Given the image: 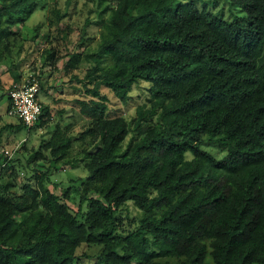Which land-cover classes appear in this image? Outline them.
Listing matches in <instances>:
<instances>
[{"label":"trees","instance_id":"trees-1","mask_svg":"<svg viewBox=\"0 0 264 264\" xmlns=\"http://www.w3.org/2000/svg\"><path fill=\"white\" fill-rule=\"evenodd\" d=\"M38 1L0 0V63L13 50V27ZM97 1L94 49H75L86 44L82 34L67 42L65 14L52 9L45 58L54 68L65 59L73 71L88 62L83 76L70 77L82 83L71 87L83 90L75 100L89 121L77 151L60 123L42 140L35 159L49 157L46 170L0 154L8 170L0 171V264H74L83 243L99 245L96 264H264V0H229L246 12L230 20L198 0ZM141 80L150 82V104L138 105L131 122L110 116L101 87L125 104ZM41 103L34 126L50 112ZM205 143L227 153L218 159ZM79 154L88 171L80 184L49 186L58 164L75 165ZM129 203L140 210L137 226L120 230Z\"/></svg>","mask_w":264,"mask_h":264},{"label":"rangeland","instance_id":"rangeland-1","mask_svg":"<svg viewBox=\"0 0 264 264\" xmlns=\"http://www.w3.org/2000/svg\"><path fill=\"white\" fill-rule=\"evenodd\" d=\"M44 3L46 6L42 7ZM198 4L201 7L206 4L209 11L229 20L246 14L242 7L233 5L229 0H198ZM54 8L65 14V17H62L61 20L71 29L67 42H70L72 37L76 38L80 34L85 35L86 44L81 47L77 45L76 50H82L84 47L94 49L97 46L102 29L100 24L95 22L98 20L97 0L38 1L34 13L23 24H15L13 27L18 35L13 42L12 52L10 54L7 52L5 61L0 63V94L6 92L13 81L25 80L33 74H39L42 76L44 84L48 81L46 86H50L49 91L41 88L39 93L41 99L45 100L42 102L50 106V112L45 113L43 117L44 125L42 124V126L37 124L32 129L24 126L18 127L21 120L7 113V99L0 100V154L9 150L10 153H6L9 158L13 156L20 157L25 164L27 158H31L28 163L29 168H37L38 170H46L50 165V159L49 157L35 159L36 151L43 139L50 138L58 123L68 127V132L75 136V150L77 151L83 145L82 140H78L79 133L87 126L89 121L88 116L80 112V105L75 100L77 97L84 95L83 90L80 89L79 91L76 87H71L72 85L80 87L82 83L70 77L73 72L83 76L81 69L86 68L89 65L88 62L82 61L80 68L73 71V69L66 70L64 68L65 59H61L58 62V67L54 68L51 61H46L45 58L44 50L50 46V42L45 36L47 26L52 24V28H55L57 24L56 12L52 10ZM91 9L94 11L90 12ZM106 13H109V11ZM88 17H90L91 22L86 24ZM149 85L150 82L144 80L134 83L130 91V98L125 104L108 87L102 86L101 90L109 96V115H124L131 122L136 115L138 105L142 103L150 104L147 90ZM132 135L133 132H130L123 143V148L127 146ZM204 148L213 152L218 159L227 153L226 148L220 143H205ZM78 156L79 161L75 165H66L61 168V163H59L60 168L51 174L52 182L48 181V185L52 187V183L55 181L62 188L71 185L78 186L81 180L88 175V171L84 166L86 158L82 154ZM1 161H4V158H1ZM17 169L19 170L17 179L22 182L25 170L21 169L19 165H17ZM0 171L7 172L8 170L0 167ZM69 203L76 207L78 202L71 201ZM139 214L140 210L129 203L128 209H123L118 213L120 230L134 229L137 226ZM99 251V245L81 244L77 249V259L74 264H96ZM159 260L161 264H177V260L172 257H162ZM205 264H213L212 258L208 257Z\"/></svg>","mask_w":264,"mask_h":264},{"label":"built area","instance_id":"built-area-1","mask_svg":"<svg viewBox=\"0 0 264 264\" xmlns=\"http://www.w3.org/2000/svg\"><path fill=\"white\" fill-rule=\"evenodd\" d=\"M40 90L39 79L33 74L22 82L13 83L7 91L10 100L8 114L22 119L27 128L36 124L42 112ZM6 153L10 151L6 150Z\"/></svg>","mask_w":264,"mask_h":264},{"label":"crops","instance_id":"crops-1","mask_svg":"<svg viewBox=\"0 0 264 264\" xmlns=\"http://www.w3.org/2000/svg\"><path fill=\"white\" fill-rule=\"evenodd\" d=\"M40 99H41V97H40ZM41 101H45L44 99H41Z\"/></svg>","mask_w":264,"mask_h":264}]
</instances>
